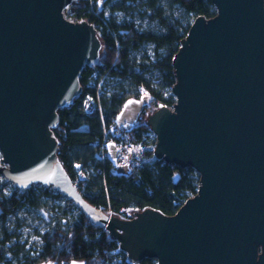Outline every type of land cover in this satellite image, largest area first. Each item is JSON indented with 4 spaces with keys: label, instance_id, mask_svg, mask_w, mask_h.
Wrapping results in <instances>:
<instances>
[{
    "label": "water",
    "instance_id": "95a60500",
    "mask_svg": "<svg viewBox=\"0 0 264 264\" xmlns=\"http://www.w3.org/2000/svg\"><path fill=\"white\" fill-rule=\"evenodd\" d=\"M78 0H0V175L20 192L51 186L130 262L264 264V0H211L172 58L171 108L147 118L154 156L199 176L173 215L131 218L90 204L57 159V109L80 92L101 43L87 21L63 10Z\"/></svg>",
    "mask_w": 264,
    "mask_h": 264
},
{
    "label": "trees",
    "instance_id": "16d2710c",
    "mask_svg": "<svg viewBox=\"0 0 264 264\" xmlns=\"http://www.w3.org/2000/svg\"><path fill=\"white\" fill-rule=\"evenodd\" d=\"M113 1L111 12L125 16L138 9L142 17L155 23L154 29L138 30L131 21H118L112 14L104 16L97 0H78L73 3L71 17L87 21L96 28L101 43L98 63L85 66L78 77L80 92L71 102L57 109L58 122L52 128L56 140V156L65 173L78 186L81 195L104 213L131 218L134 212L153 208L165 215H173L190 197L197 193L198 174L190 167L182 168L154 156L155 139L147 125L148 116L161 106L171 108L175 102L172 86L175 83L172 58L181 40L197 16L211 18L216 14L211 0H103ZM149 44L152 56L140 59L132 52ZM155 71L158 84L151 86L145 74ZM149 94L142 106L135 126L128 131L132 140L144 149L145 160L128 174L111 173L114 162L107 155L98 157L118 129L116 117L131 97ZM95 102L93 114L84 112L85 98ZM149 142H148V141ZM147 144L151 147L146 148ZM84 178H78V169ZM48 193L46 190L43 192ZM30 203L39 206L37 198L19 190L0 200V219L4 222L19 206ZM0 238V264H40L52 261L69 264L82 260L84 264H154L145 258L138 263L127 262V255L119 249L112 236L92 224L79 212L66 230L51 228L42 234V245L33 256L27 255L18 243L10 245L11 237L3 229ZM11 259L7 258V254Z\"/></svg>",
    "mask_w": 264,
    "mask_h": 264
},
{
    "label": "rangeland",
    "instance_id": "374dc122",
    "mask_svg": "<svg viewBox=\"0 0 264 264\" xmlns=\"http://www.w3.org/2000/svg\"><path fill=\"white\" fill-rule=\"evenodd\" d=\"M98 5L104 9V16L109 17L111 14L118 21H131L138 30L154 29L155 23L149 18L142 17L137 9L134 14L123 15L119 12H111L110 5L113 1L103 4V0H97ZM98 34V33H97ZM152 56V46L149 44L143 45L140 50L132 52V56L140 59L142 55ZM145 78L150 81L151 86L158 84V74L155 71H150L145 74ZM149 94L145 91L141 95L129 98L122 106L119 114L116 117L118 129L124 128L129 130L133 128L140 115L142 106L148 101ZM149 138V137H148ZM152 141V138H149ZM148 141V140H147ZM149 142V141H148ZM151 147L147 144L146 148ZM108 155L112 158L118 157V150L112 140L106 143ZM142 150V146L138 147ZM4 165L0 153V166ZM124 168V167H123ZM18 188L10 181L0 175V200L9 197ZM46 190L48 193H43ZM25 194H32L39 201V206L26 203L19 206L11 214H9L4 222L0 219V238L3 236V229L12 238L10 245L18 243L24 247L27 255L33 256L39 251L42 245L41 236L43 233L50 231L51 228H59L66 230L74 222L80 210L67 198L57 193L51 186L44 187L41 184H32L24 191ZM127 214L133 215L134 211L128 210ZM7 258L11 259L8 253ZM14 262L13 264H23ZM40 264H53L50 261L41 262Z\"/></svg>",
    "mask_w": 264,
    "mask_h": 264
},
{
    "label": "built area",
    "instance_id": "2783aa9c",
    "mask_svg": "<svg viewBox=\"0 0 264 264\" xmlns=\"http://www.w3.org/2000/svg\"><path fill=\"white\" fill-rule=\"evenodd\" d=\"M73 5L74 4H70L63 10V14L67 19H73L71 17V14L73 13V9H74ZM83 109L84 112L87 114L94 113L95 102L92 97L87 96L85 98ZM146 135L149 138L155 139V136L152 132L146 133ZM110 140H112L115 147L119 149L118 150L119 154L118 157L116 158L117 164L113 165V167L110 168L111 173L128 174L133 169L138 168L145 160V155L143 152L144 148L142 147V150H140L141 148L139 149L138 147H140L141 145L136 144L132 140L130 133H128V131L125 130L124 128L117 129V131L111 137ZM106 143L107 142L102 143V145L104 146V150L101 151L100 155L98 156L100 158H105L108 155ZM75 167L78 169V178L83 179L85 176L84 173L79 170V165H76ZM126 261L129 262L128 258H126ZM153 263L157 264L156 260L153 259Z\"/></svg>",
    "mask_w": 264,
    "mask_h": 264
},
{
    "label": "crops",
    "instance_id": "0c3cea01",
    "mask_svg": "<svg viewBox=\"0 0 264 264\" xmlns=\"http://www.w3.org/2000/svg\"><path fill=\"white\" fill-rule=\"evenodd\" d=\"M109 156V155H108ZM110 157V156H109ZM110 159L114 162V164L113 165H116L117 164V162H116V158L114 157V158H112V157H110ZM47 262V261H46ZM50 262H52V261H50ZM74 262H75V264H84V262L82 261V260H72L69 264H74ZM53 264H55L54 262H52Z\"/></svg>",
    "mask_w": 264,
    "mask_h": 264
},
{
    "label": "snow or ice",
    "instance_id": "6c2138e0",
    "mask_svg": "<svg viewBox=\"0 0 264 264\" xmlns=\"http://www.w3.org/2000/svg\"><path fill=\"white\" fill-rule=\"evenodd\" d=\"M74 264H75V262H74Z\"/></svg>",
    "mask_w": 264,
    "mask_h": 264
}]
</instances>
